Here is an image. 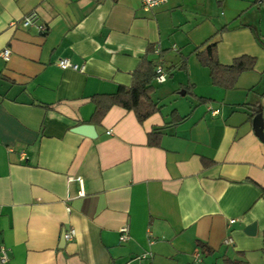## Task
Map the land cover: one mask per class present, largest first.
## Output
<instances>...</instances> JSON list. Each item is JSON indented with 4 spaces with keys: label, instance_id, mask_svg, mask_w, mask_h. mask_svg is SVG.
<instances>
[{
    "label": "crops",
    "instance_id": "obj_1",
    "mask_svg": "<svg viewBox=\"0 0 264 264\" xmlns=\"http://www.w3.org/2000/svg\"><path fill=\"white\" fill-rule=\"evenodd\" d=\"M30 11L44 30L22 25ZM211 42L220 63L255 58L231 88L196 57ZM5 48V264H264V0H0ZM61 57L82 69H61ZM144 58L166 72L152 80L160 108L139 122L111 104L97 118Z\"/></svg>",
    "mask_w": 264,
    "mask_h": 264
},
{
    "label": "trees",
    "instance_id": "obj_2",
    "mask_svg": "<svg viewBox=\"0 0 264 264\" xmlns=\"http://www.w3.org/2000/svg\"><path fill=\"white\" fill-rule=\"evenodd\" d=\"M196 57L201 65L208 68L212 83L223 88H231L237 76L243 71L253 69L255 62L253 56L242 54L232 58L227 64L220 63L217 59L214 42L206 44L202 49L197 47ZM155 65L156 62L145 58L142 59L133 72L130 86L126 88L120 86L117 92L107 95L108 102L106 105L101 107L98 106L99 104L97 105L96 117L100 118L111 104H117L132 110L139 122H142L152 112L158 110L160 106H157L156 102L152 101L150 97V93L154 89L152 80L156 74ZM176 66L179 69H185L186 59L184 58ZM176 66L172 65L171 68Z\"/></svg>",
    "mask_w": 264,
    "mask_h": 264
},
{
    "label": "built area",
    "instance_id": "obj_3",
    "mask_svg": "<svg viewBox=\"0 0 264 264\" xmlns=\"http://www.w3.org/2000/svg\"><path fill=\"white\" fill-rule=\"evenodd\" d=\"M165 1L166 0H140V3L144 10H151ZM21 23L23 26H33L37 28L39 31H42L45 29V26L38 22L37 15L34 11H30L29 13L25 14L24 17L22 18ZM11 24H13V22ZM155 51L158 52V49H156ZM9 54H10V50L7 48L3 49L0 52V55L4 59H7ZM56 65L60 67L61 69L71 68L73 70H79V71L82 69L81 65H78L77 63L72 62L67 57L58 58L56 60ZM155 73L156 74H155L154 79L157 83H161L166 79V72L160 60L155 65ZM234 221L235 219H229V222H234ZM119 231H120L119 240L121 241L126 240L128 237L127 236V231H128L127 226L126 225L121 226ZM73 235H74V231L72 228H69L68 230L63 231L62 233V237L64 240L71 239ZM225 242L230 243L231 239L227 238L225 239ZM144 256L145 255L142 254V257ZM7 260H8V251L6 247L0 243V264H5ZM124 264H129V263L125 262Z\"/></svg>",
    "mask_w": 264,
    "mask_h": 264
},
{
    "label": "water",
    "instance_id": "obj_4",
    "mask_svg": "<svg viewBox=\"0 0 264 264\" xmlns=\"http://www.w3.org/2000/svg\"><path fill=\"white\" fill-rule=\"evenodd\" d=\"M181 93H184L183 91H181ZM73 130L75 132L87 135L89 137H93L94 136V132H93V126L90 124H79L76 125ZM254 131L256 133V135L261 139V141H264V132H262V128H261V120L259 117V113L255 116V124H254ZM250 231H253V226L249 227ZM64 244V239L63 237H61V245Z\"/></svg>",
    "mask_w": 264,
    "mask_h": 264
},
{
    "label": "rangeland",
    "instance_id": "obj_5",
    "mask_svg": "<svg viewBox=\"0 0 264 264\" xmlns=\"http://www.w3.org/2000/svg\"><path fill=\"white\" fill-rule=\"evenodd\" d=\"M159 87H160V85L157 84V86H156L155 89H157V88H159ZM174 96L178 97V99H182V98H183V97H181V96H179V95H176V94H174L173 97H174Z\"/></svg>",
    "mask_w": 264,
    "mask_h": 264
}]
</instances>
